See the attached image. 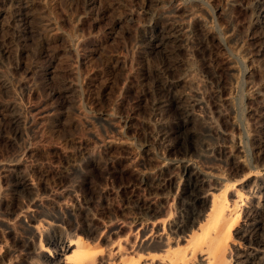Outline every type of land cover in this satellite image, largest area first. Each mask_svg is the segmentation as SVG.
<instances>
[{"label":"rangeland","instance_id":"374dc122","mask_svg":"<svg viewBox=\"0 0 264 264\" xmlns=\"http://www.w3.org/2000/svg\"><path fill=\"white\" fill-rule=\"evenodd\" d=\"M259 1L28 0V19L12 0H0L4 264H55L59 258L62 264L72 250L60 252L52 241L56 235L67 242L83 238L100 264H145L148 254L136 246L150 235L166 239L171 233L156 223L146 231L140 220L179 217V183L162 180L181 162L202 167L211 180L217 171L240 180L253 167L240 206L255 201L264 208V22L253 15ZM169 20L194 23V29L152 49L153 41L163 43L153 27ZM30 26L37 34L23 36ZM180 76L187 80L178 91L194 126L170 103L174 91L166 82ZM11 108L26 126L18 139L9 126ZM180 122L190 130L163 141ZM13 160L32 176L39 207L12 195L4 166ZM21 208L43 221L38 230L28 227L25 215L11 216ZM243 226L241 217L229 241L233 264L249 246L236 234ZM113 227L115 234L109 232ZM173 238L169 246L175 249ZM199 255H189L187 264H198Z\"/></svg>","mask_w":264,"mask_h":264},{"label":"bare ground","instance_id":"6f19581e","mask_svg":"<svg viewBox=\"0 0 264 264\" xmlns=\"http://www.w3.org/2000/svg\"><path fill=\"white\" fill-rule=\"evenodd\" d=\"M12 2H14L15 5L22 7L24 11H28L26 12L28 19L30 16L32 17L28 0H12ZM258 4L259 5L253 15L254 19H257L256 21L260 24L264 22V3L260 0ZM15 14L16 11L14 10L13 15L15 16ZM193 19H197L196 16ZM199 20L195 21H197L196 23H198L199 28L203 30L205 25H203V23ZM174 22L169 20L167 23L157 22L155 24V28L153 27L152 31L158 30V36L162 39L163 43L162 45H159L153 41L154 43H152V49L163 48V46L166 44L168 45L169 41L171 42L172 39L176 40L183 35V33H189L192 28L194 29V23L187 22L177 24ZM36 32H38V30H35L30 26L26 32L24 31L23 36L28 33L29 35H35L37 34ZM17 34L18 37L21 38L22 34L19 30H17ZM261 43L263 44L260 45V49L264 50V35ZM260 49H258L259 52L261 51ZM186 80L185 78H181V76L178 77V79L175 78L170 81L166 80L168 81L166 82V87H168L170 91H174L171 98L173 103H170L174 106V108L181 109V112H178V116H185L190 121L194 122L192 125L194 126L196 124V118H191L190 115H188L189 113L187 112L189 109L183 107L187 102L186 97L178 91L182 88V85L186 84ZM2 83L3 88L6 91H10L11 87L9 86V83L6 80H3ZM195 105L197 104L195 103ZM165 107L166 106H164L163 103V108ZM9 113V126L15 137L18 139L22 137L25 132V122L16 108H11ZM187 123L188 122H180L175 128L168 131L166 130L167 132L164 135L163 141L167 142V140L171 141L174 138L181 137L185 132L190 130V126L187 125ZM4 167L5 171L10 176V191L14 198H19L20 200L21 198H28L29 204L32 203L35 204L36 207H39L37 202L41 200V195L35 192L33 178L30 173L25 171V168L17 160H13L8 164H5ZM175 169L178 171H174L173 173H170V175L168 174V177L163 179L162 183L164 181L163 184H168V186L170 184L171 186H175L179 183L181 193L178 204L181 211L179 217L176 219H174V215L170 213L168 218L170 220L172 217L173 219H171V221H169L168 218H165L164 220L159 219L156 222H154L155 220H151L154 223H150L147 218L140 220L142 221L140 222V225H142L146 231L147 225L152 224V226L155 227L156 224L157 226L160 224V229L161 225H163V230L165 231V227H167L169 233H171V235L166 237V239L160 238V235L155 237L154 234L150 235L136 246L140 252L148 254L146 255L148 259L144 261L145 264H154L158 257L163 258V260H167L168 264H187L189 262V255L195 256L198 253L200 254L199 257L201 256L198 264H233L232 262L234 256L230 254V260L227 257L228 245L231 239L232 230L236 224L238 225L241 217L244 218V228L239 230L236 234L248 241L249 246L240 254L241 259L236 260L234 264H264V208H262L255 201H251L249 206L244 210H242L240 206V204H243V202L248 198L245 193V188H249L251 183L249 181L251 178L255 177L254 171L256 169L254 170V168L250 166L248 174H245L243 179L236 181L225 179L224 174L221 171H217L218 173L215 174L213 178L214 180H211L207 177L205 170H203L202 167L196 166L190 161L177 164ZM231 194L232 196H236V200L233 201V203H231L230 200ZM75 213H78L79 219L83 218V213L80 209ZM13 215L17 216V218L25 215L24 217L28 218L29 222H32V224H29L28 227H32L37 230V226L39 225L41 227L43 223L40 218H35V214H28V208L27 210H25V208H21L11 214V216ZM116 229V227H113L109 230V232L111 234H115ZM149 231L150 230L148 228V232ZM148 232H146L144 236H146ZM151 232H153V229ZM156 233L159 234V230ZM172 235H174V243L177 246L175 249L173 246H169V237H172ZM52 239L53 244H55V247L59 249L60 252L66 253L67 250H72V254H68V256L65 257L66 261H63L62 264H100L99 258H97L96 255L97 253L95 252V254L93 252L94 249L92 250V246L85 242L83 238L77 237L75 239L71 237L67 242L61 237L59 239L56 235V237L54 236ZM165 240L168 242H165ZM165 247H168V249L165 250ZM3 249L4 248L0 245V264L6 263L5 260H7V256H3ZM120 250L121 248L119 247V251ZM163 251L164 255L161 254ZM102 253L103 250H101L100 254ZM27 254L30 253L28 252ZM49 254L50 257H53L51 251H49ZM8 257L11 256L8 255ZM140 257L142 258L141 255ZM140 257L138 258L139 261ZM191 261H193V259ZM57 262H61V258L57 259ZM57 262L55 264H57ZM121 264H135V261L130 259L123 261Z\"/></svg>","mask_w":264,"mask_h":264}]
</instances>
